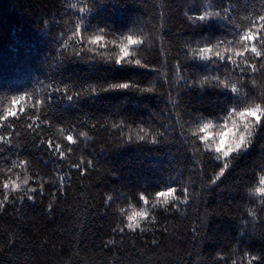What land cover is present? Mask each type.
<instances>
[{"label":"snow or ice","instance_id":"obj_1","mask_svg":"<svg viewBox=\"0 0 264 264\" xmlns=\"http://www.w3.org/2000/svg\"><path fill=\"white\" fill-rule=\"evenodd\" d=\"M107 2L58 0L55 13L49 14L50 19L41 18L42 26L55 23L58 27L56 36L61 44L57 57L61 59L56 57L54 60L63 62L79 57L86 61L103 60L112 65L135 66L153 71L154 79L147 86L138 81L83 87L72 83H52L47 85V92L42 88L35 94L22 93L8 98L7 105L0 107V161L6 165L0 169V215H8L11 208L14 217L17 213L23 214L19 217L23 221L26 219V207L37 208L39 203L41 215L53 218L50 222H54L58 212L63 215L64 210L58 201L61 194L67 201L73 170L82 179L90 170L97 171L99 168L95 155H81L75 161L73 155L79 144L78 137L92 139L90 132L94 133L98 128L107 131V127L102 120L86 117L82 121L56 123L49 115L54 96L72 101L118 90L156 94L164 98L167 123L160 124L156 120L147 125H133L120 118L119 123L111 125L116 133L112 147L138 142L146 145L173 142L184 144L187 148L191 146L189 154L192 160L187 166L189 179L185 181L183 175L178 176L151 192L131 194L115 187L104 191L100 204L103 212L96 214L109 217L111 222L104 236L100 237L99 251L120 254L126 243L135 247L139 241L145 250L150 249L153 253L162 250L161 255L174 256L179 264H196L197 258L206 255L209 247L215 249L214 257H208L210 264H264V156L250 170L253 174L251 179L234 182L236 187L232 198L215 208L207 199L237 156L256 143L257 134L264 128V0H185V4L178 9L183 19L172 28L166 27V22L172 18V0H166L156 8L151 16L154 23L150 25L138 19L132 28L120 34L99 26L88 32L87 19L97 10L98 4ZM213 20L226 22L229 26L226 35L214 39L206 36L193 38L190 35ZM146 28L149 30L146 31ZM96 40L99 42L86 47ZM130 40L133 41L131 44ZM105 43L108 47L101 49L100 45ZM148 49H154V58L145 56ZM63 50H70V55L66 56ZM125 50L138 54L134 63L123 55ZM90 52L93 54L90 55ZM208 91L226 92L230 96L231 103L222 116L210 118L195 110L196 105L210 101L211 98L200 95ZM193 97L198 103L192 102ZM28 108L34 111L24 121ZM22 121L29 130L30 143L27 139H20L23 133L17 129ZM240 121L246 127L242 140L237 134L239 145L229 151L226 144L216 151L218 137L216 140L209 139L207 131L231 129ZM85 125L88 130H80ZM45 128L49 133L56 128L57 135H45ZM192 128H195L196 135L190 134ZM35 145L44 146L58 161L48 181L44 179L48 175L44 172V164L23 154L26 146ZM260 148L264 151V142H261ZM65 165L67 171L64 170ZM165 195L170 201L167 207L153 209L152 202L156 198L163 201ZM190 205L191 215L188 213ZM138 210L148 213V219L142 225L159 222V228H133L128 217ZM177 216L184 226L176 229L173 225L170 232L167 221L169 218L175 220ZM217 217L236 221V235L231 236L227 244L224 243L229 239L227 233L223 234L222 240L221 234L214 233L209 227L210 221ZM15 227V231H5L0 255L12 253L18 244H23L28 238L25 227L20 224ZM65 231L67 245L61 243L63 259H58L56 264H79L75 256L84 243V228L80 227L77 231L74 226L66 227ZM33 239L37 241L35 247L42 252L55 247L54 239L47 235L42 239L37 235ZM167 240L176 243V251L164 247ZM37 264H45V261L37 260ZM113 264L118 262L113 259Z\"/></svg>","mask_w":264,"mask_h":264},{"label":"trees","instance_id":"obj_2","mask_svg":"<svg viewBox=\"0 0 264 264\" xmlns=\"http://www.w3.org/2000/svg\"><path fill=\"white\" fill-rule=\"evenodd\" d=\"M162 2L166 0H108L107 3L98 4L97 10L87 19V31L92 32L96 26H99L108 27L110 31L120 34L132 28L138 19L150 25L154 23L151 16ZM57 4L58 0H0V107L6 106L8 98L13 95L35 94L42 88L47 92V85L52 83H72L83 87L89 84L106 85L113 82L138 81L142 86H147L148 82L154 79L153 71L135 66L112 65L103 60L86 61L79 57L63 62L54 60L61 44L56 36L58 27L55 23H50L46 27L42 26L41 18L50 19L49 14L55 13ZM184 4L185 0H172L170 14L172 18L166 22L167 28L180 24L183 17L178 9ZM228 27L225 21L213 20L190 35L193 38L206 36L214 39L226 35ZM155 34L153 31V35ZM92 43L90 42L86 47H91ZM107 47V43L100 45L101 49ZM63 51L66 56L70 55V50ZM123 55H125L124 52ZM125 56L134 63L138 54L133 51ZM145 56L154 58V49H148ZM57 59L61 58L57 57ZM200 95L211 99L203 105H196L195 110L205 113L210 118L222 116L231 103V98L226 92L208 91ZM192 102L198 103L195 97L192 98ZM50 107L52 111L49 115L58 124L65 121H82L85 117L103 121L108 130L98 128L94 133L90 132L92 139L89 140L78 137L79 144L73 155V161L81 155H95L99 168L97 171L90 170L82 179L80 174L73 170L74 176L67 189V201L62 198L63 194L58 201L61 209L64 210L63 215L58 212L54 222H50L53 218L41 215L42 209H39V203L37 208L26 207V219L23 221L19 219L23 214L17 213L14 217L11 208L8 210V215H0V243H3L2 237L5 231H15L16 224L25 227L28 233V238L23 244H18L12 253L0 255V264H37V260H43L45 264H56L58 259H63L61 243L67 245V241L64 240L67 235L65 228L73 226L77 231L80 227L84 228V243L78 255L75 256L79 264H113V259L118 264H158V262L159 264H179L174 256L161 255L162 250H157L155 253L150 249L145 250L140 246L139 241L136 242L135 247L126 243L120 254L105 253L98 249L100 237L104 236L111 222L109 217L96 214L103 212L100 204L104 191L115 187L121 192L131 194L138 191L151 192L178 176L183 175L185 181L189 179L187 166L192 160L189 154L191 146L187 148L184 144L173 142L159 145L138 142L118 148L112 147L116 133L111 125L114 122L119 123L120 118H123L126 124L133 125H147L155 123L156 120L160 124H166L164 98L156 94L118 90L72 101L57 95L53 97ZM33 111L32 108L27 109L24 121H27V115H31ZM24 121L19 123L17 130L23 133L20 139H27L30 143L31 136L28 134L29 130ZM245 127L243 121H240L231 128V132L229 129L220 132L212 129L207 131V136L212 140L218 137L219 143L224 138L237 140V134L240 138L241 135L243 137ZM80 130H88V126L85 125ZM43 132L45 135H57L56 128H52L50 133L45 128ZM190 134H197L195 128L190 130ZM261 142H264V128H261L260 133L257 134L256 143L237 156L226 176L213 187L212 194L207 196L211 207L215 208L235 195L233 190L237 179L252 178L253 174L250 170L256 167L264 156V151L260 148ZM221 149L216 147V151ZM23 154L44 164V172L48 174L44 176V179L48 181L54 166L58 163L56 158L51 156L42 145L26 146ZM5 166L3 161H0V169ZM64 170H68L66 165ZM53 183L56 181L53 180ZM197 183L200 181L197 180ZM169 202L168 195H165L163 201L156 198L152 202V208L157 210L165 208ZM119 203L118 201L117 205ZM124 207L127 208V204H124ZM188 213L192 214L191 205ZM128 219L133 228L143 226L145 229H156L160 226L159 222L142 225V222L148 219V213L139 210L132 212ZM167 222L170 232L173 231V225L176 229L184 226L179 216L175 220L169 218ZM209 227L214 233L221 234L222 240H224L223 234H228L229 239L224 240L225 244L229 242L231 236L236 235V221L227 217L213 218ZM37 235L41 239L45 235L53 238L54 249L48 248L46 252H42L36 248L37 241L33 237ZM157 236L159 237V232ZM164 247L172 251L177 250L176 243L172 240L164 241ZM214 254V247H209L208 253L199 256L196 264H210L208 257L209 255L214 257Z\"/></svg>","mask_w":264,"mask_h":264},{"label":"clouds","instance_id":"obj_3","mask_svg":"<svg viewBox=\"0 0 264 264\" xmlns=\"http://www.w3.org/2000/svg\"><path fill=\"white\" fill-rule=\"evenodd\" d=\"M99 42V40L93 41V43H97ZM133 41H129V44H131ZM125 55L128 53L127 50L124 51ZM229 132H231V129H229ZM241 140L243 139L242 135H241ZM227 144L228 146V150L231 151L232 147L238 146L239 145V141L238 140H229V139H221L220 143L217 145V147L220 148H224L225 145Z\"/></svg>","mask_w":264,"mask_h":264}]
</instances>
